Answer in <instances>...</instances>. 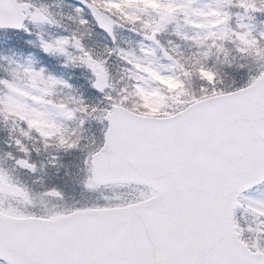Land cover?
Returning a JSON list of instances; mask_svg holds the SVG:
<instances>
[{
	"label": "snow or ice",
	"instance_id": "6c2138e0",
	"mask_svg": "<svg viewBox=\"0 0 264 264\" xmlns=\"http://www.w3.org/2000/svg\"><path fill=\"white\" fill-rule=\"evenodd\" d=\"M0 264H264V0H0Z\"/></svg>",
	"mask_w": 264,
	"mask_h": 264
}]
</instances>
